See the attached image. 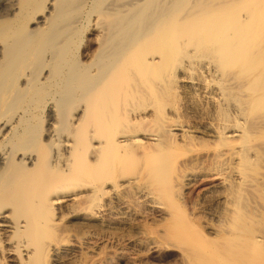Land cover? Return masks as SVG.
Masks as SVG:
<instances>
[{
	"label": "bare ground",
	"instance_id": "bare-ground-1",
	"mask_svg": "<svg viewBox=\"0 0 264 264\" xmlns=\"http://www.w3.org/2000/svg\"><path fill=\"white\" fill-rule=\"evenodd\" d=\"M0 264H264V0H0Z\"/></svg>",
	"mask_w": 264,
	"mask_h": 264
},
{
	"label": "rangeland",
	"instance_id": "rangeland-1",
	"mask_svg": "<svg viewBox=\"0 0 264 264\" xmlns=\"http://www.w3.org/2000/svg\"><path fill=\"white\" fill-rule=\"evenodd\" d=\"M118 234H116V233H114V242H116V243H114V252H115V249H117V248H120L121 247V245L123 244V241H122V239L120 238L121 236H117ZM115 236H116V239H115ZM119 239V240H118ZM121 239V240H120ZM116 240V241H115ZM119 241V242H118ZM122 242V243H121ZM120 243V244H119ZM117 245H119V246H117Z\"/></svg>",
	"mask_w": 264,
	"mask_h": 264
}]
</instances>
